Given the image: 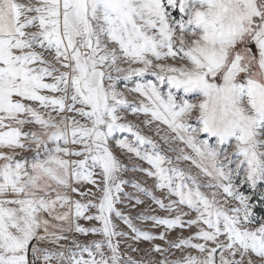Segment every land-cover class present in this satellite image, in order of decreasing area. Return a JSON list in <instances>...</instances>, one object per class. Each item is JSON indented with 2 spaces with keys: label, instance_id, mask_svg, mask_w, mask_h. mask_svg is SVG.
Wrapping results in <instances>:
<instances>
[{
  "label": "snow or ice",
  "instance_id": "1",
  "mask_svg": "<svg viewBox=\"0 0 264 264\" xmlns=\"http://www.w3.org/2000/svg\"><path fill=\"white\" fill-rule=\"evenodd\" d=\"M0 264H264V0H0Z\"/></svg>",
  "mask_w": 264,
  "mask_h": 264
},
{
  "label": "rangeland",
  "instance_id": "2",
  "mask_svg": "<svg viewBox=\"0 0 264 264\" xmlns=\"http://www.w3.org/2000/svg\"><path fill=\"white\" fill-rule=\"evenodd\" d=\"M131 118V117H130ZM145 133L146 134H151L150 132H148L147 129H145ZM182 167H187V164L181 165ZM193 171H195V169H193ZM148 184H151V181L148 182ZM128 191H134L133 189H131V186L128 187V189H126ZM156 195H159V193H156ZM143 198V197H142ZM146 200L144 205L138 206L136 208H132L131 205H128L127 207L122 208V210L125 212V214H129L131 215L134 220L133 222L137 225V227L142 228L143 230L146 231H151L153 233H156L158 231H160V229H153L151 227V222H147V221H140L139 219H135L137 217L138 213L143 212H147L149 207L151 208H157V206L155 204L152 203L150 198H144ZM163 215V213H158ZM119 230L125 231L128 233V236L131 237L132 233L131 231L127 228V226L125 224H123L122 221L119 220H115L114 221ZM80 223L82 225H84L85 227L91 226L89 225L87 222L81 220ZM178 231L173 232L169 235V239H175L176 236L178 235ZM70 236H74V238H76L77 240H79L81 243H85L88 241H91L93 239H99L100 237L98 236H80L77 234H69ZM185 235H187V233H185ZM67 243V242H65ZM155 243H160L163 244L162 241H156ZM152 247V243L148 242V241H134L130 238H125L120 245V251L121 254L125 256V258H127L128 255H131L133 257V259L135 260H143V261H147L148 259H158L159 256L155 253H151L149 250ZM132 249H138V251H132ZM177 255H179V253H177Z\"/></svg>",
  "mask_w": 264,
  "mask_h": 264
}]
</instances>
